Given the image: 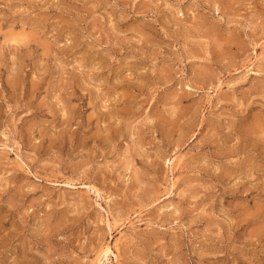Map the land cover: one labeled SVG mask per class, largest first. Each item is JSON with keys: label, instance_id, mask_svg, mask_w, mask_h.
Segmentation results:
<instances>
[{"label": "rangeland", "instance_id": "obj_1", "mask_svg": "<svg viewBox=\"0 0 264 264\" xmlns=\"http://www.w3.org/2000/svg\"><path fill=\"white\" fill-rule=\"evenodd\" d=\"M0 264H264V0H0Z\"/></svg>", "mask_w": 264, "mask_h": 264}, {"label": "bare ground", "instance_id": "obj_2", "mask_svg": "<svg viewBox=\"0 0 264 264\" xmlns=\"http://www.w3.org/2000/svg\"><path fill=\"white\" fill-rule=\"evenodd\" d=\"M107 252H111V250H109V249H108V251H107ZM114 254H115V253H114ZM115 255H116V254H115ZM116 257H117V255H116Z\"/></svg>", "mask_w": 264, "mask_h": 264}]
</instances>
